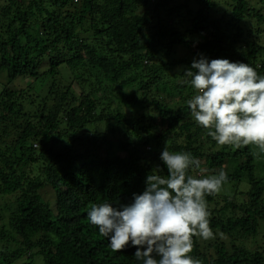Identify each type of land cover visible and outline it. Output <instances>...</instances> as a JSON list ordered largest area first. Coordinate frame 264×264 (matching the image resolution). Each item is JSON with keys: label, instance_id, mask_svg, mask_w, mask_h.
I'll list each match as a JSON object with an SVG mask.
<instances>
[{"label": "trees", "instance_id": "obj_1", "mask_svg": "<svg viewBox=\"0 0 264 264\" xmlns=\"http://www.w3.org/2000/svg\"><path fill=\"white\" fill-rule=\"evenodd\" d=\"M200 54L264 75V0H0V264H142L88 212L166 176L165 145L234 183L206 197L215 238L194 237L191 255L264 264L263 245H244L264 235V155L195 123L183 72Z\"/></svg>", "mask_w": 264, "mask_h": 264}, {"label": "clouds", "instance_id": "obj_2", "mask_svg": "<svg viewBox=\"0 0 264 264\" xmlns=\"http://www.w3.org/2000/svg\"><path fill=\"white\" fill-rule=\"evenodd\" d=\"M193 89L186 101L195 123L218 146L239 149L253 146L264 155V75L244 62L203 54L183 72ZM160 160L167 175L151 172L144 191L119 208L111 203L93 205L90 223L109 239L114 252L136 248L142 264H202L194 258V237L211 240V212L207 196L218 194L228 175L222 167L208 172L188 151H170L165 145ZM199 169L198 175L191 170Z\"/></svg>", "mask_w": 264, "mask_h": 264}, {"label": "rangeland", "instance_id": "obj_3", "mask_svg": "<svg viewBox=\"0 0 264 264\" xmlns=\"http://www.w3.org/2000/svg\"><path fill=\"white\" fill-rule=\"evenodd\" d=\"M181 53L184 54L185 52L182 51ZM26 83H27V80L23 81L22 79H18V80H16V81L12 84L11 87L25 88V87H26ZM5 85H6V82L4 81L3 78L0 77V90L3 89ZM102 97H103V96L101 95V98H102ZM262 161H264V156H263V158H262V160H261L260 162H259V159H258V161H257L256 164L258 165V164H260ZM258 168H260V167H258ZM194 171H195V170H194ZM193 173L196 174V175L199 174V172H193ZM263 175H264V170H258V171H257V177H258V178H261ZM233 184H234V183H230V182H227V183L224 184V186L222 187L221 191L218 193V195H219L218 198H220V200H221L223 197L229 195L230 191L233 190ZM14 198H15V197L8 198V199L6 200V203H9V202L13 203ZM46 198L49 199V197H46ZM2 201H3V200L0 201V204L2 203ZM11 203H10V204H11ZM0 218H1V216H0ZM4 221H5L6 223H8L7 218L4 219ZM207 241H209V240H207ZM244 245L247 246V247L250 248V249L255 248V246H258V245H260V246L263 245V246H264V235H263V233H262L261 235H259L258 237H256V238H250L249 240H247L246 242H244ZM41 260H42V259H41ZM37 263L40 264L39 261H37ZM42 263H43V260H42Z\"/></svg>", "mask_w": 264, "mask_h": 264}]
</instances>
